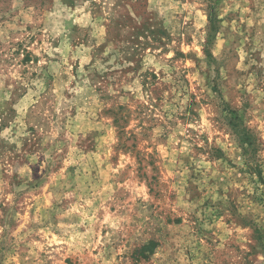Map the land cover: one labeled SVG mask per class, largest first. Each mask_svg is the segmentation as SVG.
I'll list each match as a JSON object with an SVG mask.
<instances>
[{
	"label": "rangeland",
	"instance_id": "374dc122",
	"mask_svg": "<svg viewBox=\"0 0 264 264\" xmlns=\"http://www.w3.org/2000/svg\"><path fill=\"white\" fill-rule=\"evenodd\" d=\"M0 264H264V0H0Z\"/></svg>",
	"mask_w": 264,
	"mask_h": 264
},
{
	"label": "trees",
	"instance_id": "16d2710c",
	"mask_svg": "<svg viewBox=\"0 0 264 264\" xmlns=\"http://www.w3.org/2000/svg\"><path fill=\"white\" fill-rule=\"evenodd\" d=\"M241 131V132H240ZM237 132L239 133L240 142L242 145L247 146H253L255 144V141L253 138L246 132V130H239L237 129Z\"/></svg>",
	"mask_w": 264,
	"mask_h": 264
}]
</instances>
